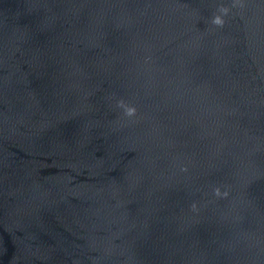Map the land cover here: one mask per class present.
<instances>
[{
    "label": "water",
    "instance_id": "95a60500",
    "mask_svg": "<svg viewBox=\"0 0 264 264\" xmlns=\"http://www.w3.org/2000/svg\"><path fill=\"white\" fill-rule=\"evenodd\" d=\"M0 264H264V0H0Z\"/></svg>",
    "mask_w": 264,
    "mask_h": 264
},
{
    "label": "clouds",
    "instance_id": "9594fccd",
    "mask_svg": "<svg viewBox=\"0 0 264 264\" xmlns=\"http://www.w3.org/2000/svg\"><path fill=\"white\" fill-rule=\"evenodd\" d=\"M215 23L220 24L222 26L223 21L219 17H217L216 20H215ZM126 112H127L128 115H134L135 114V109L134 108H129V109L126 110ZM217 194L219 195V190H217Z\"/></svg>",
    "mask_w": 264,
    "mask_h": 264
}]
</instances>
